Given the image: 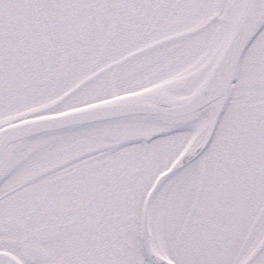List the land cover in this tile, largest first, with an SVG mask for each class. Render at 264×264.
I'll list each match as a JSON object with an SVG mask.
<instances>
[{
    "label": "snow or ice",
    "instance_id": "1",
    "mask_svg": "<svg viewBox=\"0 0 264 264\" xmlns=\"http://www.w3.org/2000/svg\"><path fill=\"white\" fill-rule=\"evenodd\" d=\"M0 264H264V0H0Z\"/></svg>",
    "mask_w": 264,
    "mask_h": 264
}]
</instances>
